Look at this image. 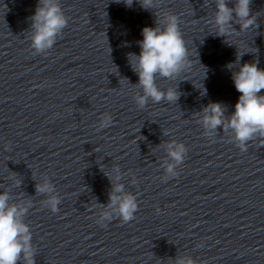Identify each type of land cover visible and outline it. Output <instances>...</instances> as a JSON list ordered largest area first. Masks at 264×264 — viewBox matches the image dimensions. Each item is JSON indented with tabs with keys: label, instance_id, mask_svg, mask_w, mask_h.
<instances>
[{
	"label": "clouds",
	"instance_id": "obj_1",
	"mask_svg": "<svg viewBox=\"0 0 264 264\" xmlns=\"http://www.w3.org/2000/svg\"><path fill=\"white\" fill-rule=\"evenodd\" d=\"M119 2V0H118ZM127 7H131L133 0H123ZM141 8L152 11L155 16V26L142 28V40L136 43L140 52L128 53L127 59L132 71L137 74L138 82L134 85L142 89V94H137L134 99L141 109L145 108L149 100L154 103L161 101L173 103L179 100L178 87L161 90L157 78L176 79L190 66L189 50L183 39L179 27V17L166 13L162 18L157 15L156 0H137ZM214 27L216 35L225 37L237 31L233 24L239 25V31L250 28H259L258 17L252 12V0H234V5L229 7V0H214ZM207 6V0H204ZM31 48L36 54H43L50 50L68 25L60 0H38L34 14L30 17ZM245 53H238L236 61L227 67L232 72L235 89L240 93L234 112L226 115V106L219 102H209L198 113L199 123L205 135H217L218 129L231 132L232 139L241 151H247L249 141L264 137V69L258 67V61L240 64V59ZM233 65H239L237 71L232 70ZM127 79V78H125ZM129 82V81H128ZM207 90L203 88L202 95ZM110 115L101 116L98 130L111 125ZM166 152L164 161V177L169 179L179 175L177 168L185 159L187 148L183 143L171 141L163 145ZM6 150H10L6 146ZM111 189L108 193V203L103 205L97 223L106 226V222L119 218L127 223L135 218L138 211L136 195L125 190L121 183V172L118 166H113L110 172H105ZM16 187H20L21 180H14ZM35 191L44 195V206L53 213L59 211L60 197L56 194L55 185L44 178L36 183ZM13 201V195L7 188L0 192V264H36V246L32 243L30 226L25 222L31 200ZM159 211V209H157ZM171 264H197L190 255H176L169 258Z\"/></svg>",
	"mask_w": 264,
	"mask_h": 264
}]
</instances>
